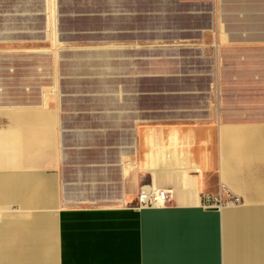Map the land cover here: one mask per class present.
Wrapping results in <instances>:
<instances>
[{"label": "crops", "instance_id": "0c3cea01", "mask_svg": "<svg viewBox=\"0 0 264 264\" xmlns=\"http://www.w3.org/2000/svg\"><path fill=\"white\" fill-rule=\"evenodd\" d=\"M226 1L222 41L262 40L264 10ZM110 87L0 104V264H264V102L185 88L175 116ZM146 185L168 205L137 208ZM222 186L242 203L204 208Z\"/></svg>", "mask_w": 264, "mask_h": 264}, {"label": "rangeland", "instance_id": "374dc122", "mask_svg": "<svg viewBox=\"0 0 264 264\" xmlns=\"http://www.w3.org/2000/svg\"><path fill=\"white\" fill-rule=\"evenodd\" d=\"M238 1H226V9ZM243 1L264 10V0ZM221 4L0 0V104L39 102L43 91L52 96L54 85L63 103L75 102L70 93L76 88L94 93L112 86L136 94L144 107L175 116L185 115V88L232 87L244 90L242 101L264 102V36L222 41ZM102 51L113 67L103 73L99 62H87Z\"/></svg>", "mask_w": 264, "mask_h": 264}, {"label": "built area", "instance_id": "2783aa9c", "mask_svg": "<svg viewBox=\"0 0 264 264\" xmlns=\"http://www.w3.org/2000/svg\"><path fill=\"white\" fill-rule=\"evenodd\" d=\"M171 198L170 191L156 189L151 185L143 186L136 200L137 208L164 207ZM242 198L234 194L226 186H222L217 194H206L203 197V207L220 209L227 205H239Z\"/></svg>", "mask_w": 264, "mask_h": 264}]
</instances>
